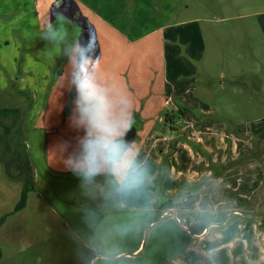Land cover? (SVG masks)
Returning a JSON list of instances; mask_svg holds the SVG:
<instances>
[{"label":"rangeland","instance_id":"rangeland-1","mask_svg":"<svg viewBox=\"0 0 264 264\" xmlns=\"http://www.w3.org/2000/svg\"><path fill=\"white\" fill-rule=\"evenodd\" d=\"M9 10L0 16V92L14 87L28 94L26 144L33 167L43 163L61 174L83 175L76 165L83 159L86 126L70 83L72 49L80 44L96 56L112 118L130 117L136 128L131 152L142 148L133 154L146 172L142 186L124 192L115 177L118 193L144 203L178 193L179 203L170 204L189 221L218 222L208 226L202 264H225L232 242L244 243L234 264L264 262V252L258 256L264 248V0H0V12ZM60 16L64 22L49 31ZM203 48L206 57L198 59ZM207 83L215 95L199 101L196 90ZM10 105L25 108L18 95H1L0 107ZM252 119H258V132L236 130ZM241 135L250 144L241 146ZM238 172L249 177L247 196L232 186ZM216 178L225 183L214 184ZM20 189L0 164V216L6 215L0 264H83V246L49 197L31 191L26 205L13 212ZM246 210L263 214L247 222ZM211 244L217 249L207 252Z\"/></svg>","mask_w":264,"mask_h":264},{"label":"crops","instance_id":"crops-1","mask_svg":"<svg viewBox=\"0 0 264 264\" xmlns=\"http://www.w3.org/2000/svg\"><path fill=\"white\" fill-rule=\"evenodd\" d=\"M10 12L13 11L9 10L6 14L0 12V16H6ZM259 25L264 28L263 22ZM199 32L202 36L200 29ZM205 57L206 52L203 48L198 59ZM213 57L218 59L223 55L215 53ZM199 63L202 64V62ZM203 63V68L208 67L207 69L210 70V65ZM201 71L208 72L205 69H200L199 72ZM212 89L208 83L202 87L198 86L196 90L198 100L207 102L213 99L215 94L212 92L215 90ZM257 120H248L243 127L237 125L236 130L248 133L251 128L255 131L259 125L253 122ZM259 120L263 121L264 118ZM41 133L42 131H39L38 135ZM40 137L43 139L42 136ZM241 137H245L241 146L250 144V141L246 139L247 137L250 139L249 136L241 135ZM249 146H246L247 152L252 148ZM141 150L142 148L138 146L133 154H139ZM34 169L36 189L41 196L49 197L50 200L47 199L50 202L49 205L73 232L74 238L83 246L82 249L85 250L83 264H202V257L205 256L202 244L215 222L197 225L195 220L189 221L186 214L179 211V205L170 204V201L179 203L178 200L182 196L178 193L170 196L168 192H165L166 194L158 200L152 199L149 203H144L145 198L136 196L132 199L129 196L120 195L115 176L110 175L107 170L92 181L86 182L83 175L61 174L49 169L43 163H39L38 168L34 165ZM247 169L249 168H246V171ZM240 175L243 176L239 174L232 186L238 187L241 196H244V191L247 196L249 177L239 178ZM222 181L221 178L212 180L216 185ZM233 211L235 210L229 209L230 214ZM246 211L248 212L244 213L243 218L247 222L254 215L263 214H258L259 210ZM251 212L253 214H250ZM229 217L230 215H227V220ZM242 241L244 242L245 239ZM212 246V244L207 246L205 250L209 252L217 249ZM245 249H247L246 246ZM259 249L258 256L259 253L264 252V248ZM225 250L229 254L225 264H234V258H238L237 254L244 251V243L238 247V243L232 242L227 244ZM252 251L254 253L255 249L251 248L250 253ZM262 257L264 258V253ZM252 258H255L254 255Z\"/></svg>","mask_w":264,"mask_h":264},{"label":"clouds","instance_id":"clouds-1","mask_svg":"<svg viewBox=\"0 0 264 264\" xmlns=\"http://www.w3.org/2000/svg\"><path fill=\"white\" fill-rule=\"evenodd\" d=\"M62 22L63 16L58 17L55 24L50 21L52 26L49 31ZM89 47L95 50L93 39L89 40ZM72 52L70 83L75 87V105L80 123L86 126L84 155L76 167L83 171L86 182L107 170L110 175L118 178L121 191L137 190L146 178L145 170L136 164L133 153L127 146L113 151V144L118 142L117 137L123 135L122 129L131 126V118L122 122L112 118L113 104L109 99L108 89L98 81L99 65L95 54L87 55L85 47L77 43L74 44ZM120 103L125 108L131 107V101L126 96H121Z\"/></svg>","mask_w":264,"mask_h":264},{"label":"trees","instance_id":"trees-1","mask_svg":"<svg viewBox=\"0 0 264 264\" xmlns=\"http://www.w3.org/2000/svg\"><path fill=\"white\" fill-rule=\"evenodd\" d=\"M6 89L2 90L3 93L0 92V96L16 94L23 99L25 104V108H21V105L0 107V127L3 129L0 136L2 145L0 147V164L5 176L10 181L21 184L19 198L13 208L14 212L22 209L26 205L28 193L36 190L33 161L26 144L28 130L25 126V115L31 104L26 92L14 87ZM176 128L172 126L173 130ZM254 153L255 151L251 153L250 157L255 156L256 153ZM5 216H0V226L4 222Z\"/></svg>","mask_w":264,"mask_h":264},{"label":"water","instance_id":"water-1","mask_svg":"<svg viewBox=\"0 0 264 264\" xmlns=\"http://www.w3.org/2000/svg\"><path fill=\"white\" fill-rule=\"evenodd\" d=\"M136 128L134 125H131L128 129H125L121 137H117V143L113 144V151H118L119 149L127 146L130 148L136 138Z\"/></svg>","mask_w":264,"mask_h":264}]
</instances>
